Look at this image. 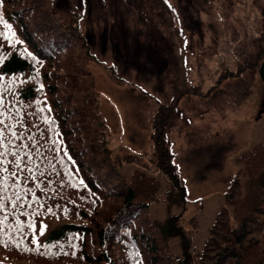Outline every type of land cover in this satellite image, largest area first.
Segmentation results:
<instances>
[{
  "label": "trees",
  "instance_id": "1",
  "mask_svg": "<svg viewBox=\"0 0 264 264\" xmlns=\"http://www.w3.org/2000/svg\"><path fill=\"white\" fill-rule=\"evenodd\" d=\"M157 2L173 38L179 36L174 3ZM0 15L11 26L0 23L3 253L34 264H264V144L238 158L241 168L210 235L202 251L193 250L199 216L184 221L188 190L176 174L168 134L182 98L201 94L189 83L185 62L175 64L173 96L159 104L152 126L155 163L169 176L185 211L158 223L148 212L160 183L137 171L130 184H122L94 133L97 100L84 86L83 62L100 60L85 41L82 14L67 11L64 18L53 0H3ZM243 67L241 72L258 73L264 85V31ZM110 69L112 80L120 82L114 63ZM55 221L61 222L53 226ZM176 237L180 259L168 252ZM40 250L49 255H36Z\"/></svg>",
  "mask_w": 264,
  "mask_h": 264
},
{
  "label": "rangeland",
  "instance_id": "2",
  "mask_svg": "<svg viewBox=\"0 0 264 264\" xmlns=\"http://www.w3.org/2000/svg\"><path fill=\"white\" fill-rule=\"evenodd\" d=\"M171 1L181 30L174 38L157 0H53V4L64 18L67 11L84 18L85 41L100 60L83 62L88 73L84 86L97 100L94 133L116 164L121 183L130 184L137 171L160 183L148 212L158 223L185 211L169 176L155 163L152 139L155 111L173 96L174 66L185 62L188 81L201 94L182 98L168 134L176 174L188 190L184 221L198 213L193 250L202 251L241 168L238 158L264 144V85L258 73L241 72L254 57L264 31V0ZM44 14L40 12L41 19ZM112 63L119 84L112 80ZM200 200L203 208L198 211ZM168 252L181 258L179 238L170 240ZM35 254L49 255L44 250ZM34 262L8 256L0 248L1 264Z\"/></svg>",
  "mask_w": 264,
  "mask_h": 264
},
{
  "label": "snow or ice",
  "instance_id": "3",
  "mask_svg": "<svg viewBox=\"0 0 264 264\" xmlns=\"http://www.w3.org/2000/svg\"><path fill=\"white\" fill-rule=\"evenodd\" d=\"M2 3H3V0H0V4H2ZM0 23H5V26L8 27V28L11 27V26L8 25L5 21H3V19H2V15H0ZM29 55H31V53H29Z\"/></svg>",
  "mask_w": 264,
  "mask_h": 264
}]
</instances>
